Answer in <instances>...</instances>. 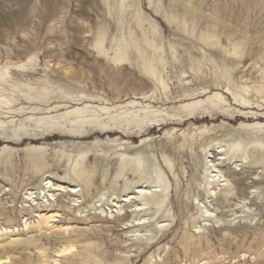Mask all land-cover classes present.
I'll return each mask as SVG.
<instances>
[{
	"label": "rangeland",
	"instance_id": "374dc122",
	"mask_svg": "<svg viewBox=\"0 0 264 264\" xmlns=\"http://www.w3.org/2000/svg\"><path fill=\"white\" fill-rule=\"evenodd\" d=\"M0 264H264V0H0Z\"/></svg>",
	"mask_w": 264,
	"mask_h": 264
}]
</instances>
